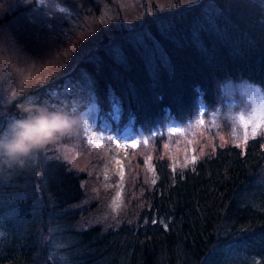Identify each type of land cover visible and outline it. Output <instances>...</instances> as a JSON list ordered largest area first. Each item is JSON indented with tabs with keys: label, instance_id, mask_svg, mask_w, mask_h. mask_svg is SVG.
Instances as JSON below:
<instances>
[{
	"label": "trees",
	"instance_id": "1",
	"mask_svg": "<svg viewBox=\"0 0 264 264\" xmlns=\"http://www.w3.org/2000/svg\"><path fill=\"white\" fill-rule=\"evenodd\" d=\"M16 1L12 14L0 12V64L4 72L19 65L17 75L3 74L15 90L33 91L30 102L23 101L29 95L21 98L13 121L41 110L61 112L57 101L46 105L42 97L58 86L66 69V74L76 69L74 76L85 73L71 99L114 92L150 104L157 95L183 124L193 118L198 98L207 113L229 80H248L264 95V0H208L206 7V0H183L182 6L176 0L173 7L170 0H137L134 5V0H77L81 8L90 6L100 24L90 22L97 27L86 29L89 25L79 27L78 19L68 23L67 41H77L67 55L73 57L59 72L30 86V63L37 70L65 49L50 45L40 47L36 56L28 53L10 23L20 16L26 24L23 11L35 10L37 0ZM114 6L112 18L102 23V12L108 15ZM163 7L171 9L164 11L170 16L154 27L160 14L143 12ZM131 12L134 39L122 31L123 19L115 21ZM11 58L15 62L10 64ZM131 109L139 120L150 113L135 104ZM232 113L228 123L237 130ZM259 135L243 149L217 147L173 171L167 158L155 155L159 177L153 184L142 177V189L149 193L139 217L133 203L125 214L123 199L120 206L102 205L103 198L92 204L98 192L87 172L94 166L78 168L63 160L59 140L48 142L23 165L0 157V264H264V137ZM59 236L64 248L52 241ZM57 252L63 258H50Z\"/></svg>",
	"mask_w": 264,
	"mask_h": 264
},
{
	"label": "rangeland",
	"instance_id": "2",
	"mask_svg": "<svg viewBox=\"0 0 264 264\" xmlns=\"http://www.w3.org/2000/svg\"><path fill=\"white\" fill-rule=\"evenodd\" d=\"M136 1L134 0L132 5L136 4ZM170 1L173 7L176 0ZM16 2V0H1L0 12L6 13V15L9 13L12 14L17 6ZM184 2L183 0H179L176 4L179 5ZM83 4L84 6L81 8L77 0H69L68 2L37 0L35 10L23 11L27 14L26 24L22 22L20 16H18L15 22L10 23L11 27L19 31L20 35L24 36V38L22 36L20 37L19 43L27 47L28 53L34 51L36 56V51H39L40 47H51L50 45L54 46L52 50L58 49L62 51L65 49L62 54L57 56L54 54L49 62L43 61V64L38 65L39 68L37 70H34V65L30 63V67L26 70L32 75L31 78L27 79L29 86L36 85L49 74L59 72L64 67L67 59L73 57V54H70L68 58L67 55L69 49L73 48V44L77 41L74 39L67 41V39H70V32L67 28L68 23L78 19L79 27L89 25L86 29L97 27L96 25L90 24V22H95L97 25L100 24L92 16L90 6L85 3ZM142 5L140 4V6ZM115 10L116 6L110 10L108 15L102 12V23H104V18L106 21H109ZM170 10L167 7H163L157 12H151V9H149V11H144L143 15L151 16L159 13L161 16L165 14L164 11ZM85 14H90V16H85ZM132 15V12L127 13L122 18H115V21L123 19L124 21L134 23ZM101 26L103 25L98 26L99 30ZM104 27L107 30L110 29V26L104 25ZM42 37L43 39H41ZM24 56L27 57L25 54ZM14 62L15 60L12 58L9 61L10 64ZM36 63L38 64L37 61ZM67 65H72V62H67ZM9 66L10 68L4 72L0 64V75L8 72L17 75L18 71L22 70L17 64ZM67 70H64V77L71 75L76 69L66 74ZM3 78L7 82L11 80L5 74L0 76V81ZM12 89L17 94L23 90H28L27 88H23L17 91L13 86ZM50 90L56 91V96L60 103L68 100L66 92H59L56 89ZM13 91H10L7 95H13ZM56 96H51L50 92L47 91L46 95L42 98L45 99L46 105H53L56 103ZM216 98L217 102L207 110V113L205 112L204 101L201 98L197 100L196 112L192 119L186 118V124L166 119L161 126L153 129L152 134L159 137L158 149L155 144L157 139H150L148 136L141 134L134 136L130 126L115 135L119 143L128 142L133 147L132 150L124 148V153H115L116 150H111L109 147L90 144L78 129L75 133H65L59 136L58 139H55V141L59 140L58 146L60 147L57 149H60L62 152L63 160L65 158L67 162L78 166V168L87 165L94 166L91 174L87 172V175H90L89 178L95 183L98 192L94 199L91 200L93 201L92 204L96 200L98 201L103 198L102 205L118 203L117 205L120 206L119 202L123 199L122 206L127 210L125 214H127L133 203L134 206L132 208L136 209L139 217L144 206V199L149 193V189H142V177H148L149 182L152 184L159 177H157L154 171V164L151 162L155 155L166 157L168 162L167 168L170 170L179 169L190 165L202 155L213 152L215 148L227 145L228 142L243 146L248 137L264 133V97L258 85L250 83L248 80H242V83H231L228 81L224 84V90L221 91L219 88ZM221 98H223V101ZM30 99V97H25L23 101L26 102ZM235 104L237 106L234 108L233 113L235 114L238 125L241 123L244 128L242 133L234 130L232 125L228 123L229 116ZM61 111L64 113V109ZM95 117L93 103L81 111L80 119L86 126H90L94 122ZM167 117L173 116L168 115ZM151 120L153 123L156 122L154 117ZM227 123L228 128H226ZM96 133L100 134L101 131H91V137L89 135L88 137L93 141H97L99 137ZM46 151L44 150V154H48ZM158 151L159 153H157ZM49 153H52V150ZM137 155L140 156V159H137ZM87 162L91 164H85ZM89 182L91 183V181ZM92 204L90 203L89 205L91 206ZM118 216H122V214ZM52 241L54 245H57L56 247L64 248V237L59 236L56 239H52ZM50 258H63V256L57 252L56 254L52 253Z\"/></svg>",
	"mask_w": 264,
	"mask_h": 264
},
{
	"label": "clouds",
	"instance_id": "3",
	"mask_svg": "<svg viewBox=\"0 0 264 264\" xmlns=\"http://www.w3.org/2000/svg\"><path fill=\"white\" fill-rule=\"evenodd\" d=\"M77 126L78 120L71 114L47 110L16 119L0 134V157L23 165L48 142L65 133H75Z\"/></svg>",
	"mask_w": 264,
	"mask_h": 264
},
{
	"label": "snow or ice",
	"instance_id": "4",
	"mask_svg": "<svg viewBox=\"0 0 264 264\" xmlns=\"http://www.w3.org/2000/svg\"><path fill=\"white\" fill-rule=\"evenodd\" d=\"M50 95L55 97L57 95L55 90H49ZM56 126H61V125H56ZM7 127H5L3 124H0V134H4L6 132ZM17 147H21V146H17Z\"/></svg>",
	"mask_w": 264,
	"mask_h": 264
}]
</instances>
